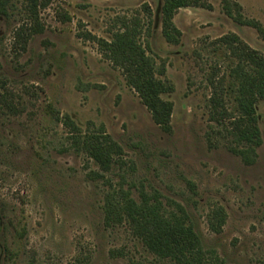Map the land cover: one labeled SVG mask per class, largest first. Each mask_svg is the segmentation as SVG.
I'll list each match as a JSON object with an SVG mask.
<instances>
[{"label": "rangeland", "instance_id": "obj_1", "mask_svg": "<svg viewBox=\"0 0 264 264\" xmlns=\"http://www.w3.org/2000/svg\"><path fill=\"white\" fill-rule=\"evenodd\" d=\"M230 1L257 27L230 17L222 0H201L177 10L179 44L163 34L164 0H52L40 9L43 31L26 44L17 36L30 24L24 1L0 14V264H175L150 252L126 222L106 223L107 195L121 188L137 200L157 192L169 211L183 206L223 264H264V99L254 164L210 119L208 78L235 60L220 39L237 34L264 55V0ZM124 25L165 66L169 131L99 41ZM66 117L122 147L110 171L72 145ZM217 208L226 213L221 232L209 224Z\"/></svg>", "mask_w": 264, "mask_h": 264}, {"label": "trees", "instance_id": "obj_2", "mask_svg": "<svg viewBox=\"0 0 264 264\" xmlns=\"http://www.w3.org/2000/svg\"><path fill=\"white\" fill-rule=\"evenodd\" d=\"M13 0H0V14L7 15ZM30 24L21 26L17 36L26 44L33 35L41 33L44 26L40 20V9L50 5L52 0H23ZM201 0H164L161 7L163 34L168 42L179 44L181 30L174 23L178 9L199 4ZM226 13L240 23L257 24L243 19L238 4L222 0ZM203 4V0H202ZM62 20L71 17L62 14ZM110 41L100 39L112 61L121 67L127 82L140 95L151 110L156 124L169 131L173 103L164 98L172 86L159 75L165 74V66L148 54L147 48L137 39V29L124 25ZM220 41L230 48L235 58L226 74L213 72L208 78L212 87L209 98L210 119L222 126L221 133L233 139L230 149L248 164L257 159V148L262 144L259 127L258 103L264 99V55L243 42L237 34L226 35ZM233 99V109L227 106ZM64 122L71 127L72 145L84 151L103 172L110 171L113 163L119 161L122 147L105 131H82L69 117ZM105 221L109 225L126 222L135 237L145 247L162 259L175 264H223L216 255L205 250L200 233L190 220L185 208L177 204V210H167L159 193H140V199L132 196L130 190L121 188L107 195ZM226 221L222 208L212 211L209 224L215 232H221ZM133 264H145L133 262Z\"/></svg>", "mask_w": 264, "mask_h": 264}]
</instances>
